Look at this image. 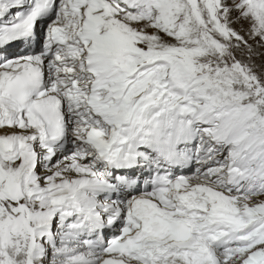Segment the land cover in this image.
Wrapping results in <instances>:
<instances>
[{
	"label": "snow or ice",
	"instance_id": "1",
	"mask_svg": "<svg viewBox=\"0 0 264 264\" xmlns=\"http://www.w3.org/2000/svg\"><path fill=\"white\" fill-rule=\"evenodd\" d=\"M0 264H264V0H0Z\"/></svg>",
	"mask_w": 264,
	"mask_h": 264
}]
</instances>
